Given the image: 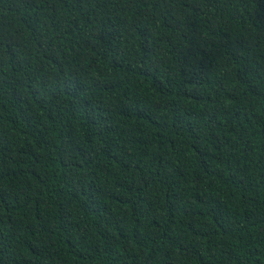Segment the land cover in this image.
I'll return each mask as SVG.
<instances>
[{
    "label": "trees",
    "instance_id": "16d2710c",
    "mask_svg": "<svg viewBox=\"0 0 264 264\" xmlns=\"http://www.w3.org/2000/svg\"><path fill=\"white\" fill-rule=\"evenodd\" d=\"M0 264H264V0H0Z\"/></svg>",
    "mask_w": 264,
    "mask_h": 264
}]
</instances>
